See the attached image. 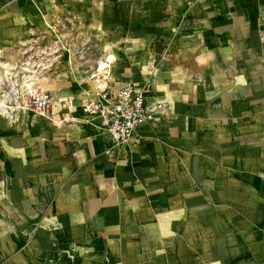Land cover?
I'll use <instances>...</instances> for the list:
<instances>
[{"label":"crops","instance_id":"obj_1","mask_svg":"<svg viewBox=\"0 0 264 264\" xmlns=\"http://www.w3.org/2000/svg\"><path fill=\"white\" fill-rule=\"evenodd\" d=\"M144 4L156 75L109 69L162 106L133 143L83 112L91 79L49 117L0 114V264H264V0Z\"/></svg>","mask_w":264,"mask_h":264},{"label":"rangeland","instance_id":"obj_2","mask_svg":"<svg viewBox=\"0 0 264 264\" xmlns=\"http://www.w3.org/2000/svg\"><path fill=\"white\" fill-rule=\"evenodd\" d=\"M1 7L12 13L0 20V98L35 71L47 79L38 85L43 90L80 99L76 94L89 92L88 80L109 44L117 56L114 72L124 77L130 66L140 72L153 58L146 51L156 47L153 37L138 33L146 22L144 0H4Z\"/></svg>","mask_w":264,"mask_h":264},{"label":"built area","instance_id":"obj_3","mask_svg":"<svg viewBox=\"0 0 264 264\" xmlns=\"http://www.w3.org/2000/svg\"><path fill=\"white\" fill-rule=\"evenodd\" d=\"M109 69L110 66L106 65V68L101 70L99 65L91 74L90 79L95 82L97 89V99L84 100L81 108L89 120L99 121L100 126L109 133L116 147H123L133 143L134 134L139 127L161 120L159 112L162 106L149 108L145 97L146 85L151 81V77L156 75L157 67L153 61L147 63L149 77L145 79V87L131 84L115 90L110 88ZM28 90L25 99L22 94L14 93L12 89L7 95H2L0 100L4 102V105L0 107V114L12 118L18 110L28 109L42 117H49L54 105L51 93L39 86ZM17 102L23 103L24 107H17ZM66 103L70 107L72 102ZM66 103L64 106L67 105ZM111 153L108 151V154Z\"/></svg>","mask_w":264,"mask_h":264},{"label":"bare ground","instance_id":"obj_4","mask_svg":"<svg viewBox=\"0 0 264 264\" xmlns=\"http://www.w3.org/2000/svg\"><path fill=\"white\" fill-rule=\"evenodd\" d=\"M106 48V50H105V53H106V55L104 56V58H102L101 59V61H100V69L101 70H104L105 68H106V65H109L110 66V64H112V63H114L115 61H117V56L116 55H114V54H112V52L108 49L109 47H105ZM106 61L108 62V63H106ZM2 65H4V67H5V69L6 70H9V69H7L8 68V65H6L5 63H1ZM30 74L29 75H25V77H24V81H23V83L21 84V89H18L17 88V84L16 83H11L12 85H11V89H12V91L14 92V93H17V92H19L18 94H22V97H23V99H25V96H24V93H25V91L26 90H28V89H31V88H33V87H35V86H37V85H39L40 83H42V82H45L47 79L45 78V77H43V76H38L37 75V73L35 72V71H30L29 72ZM42 86V85H41ZM78 87H80V84H79V86ZM72 92V90H69V93H71ZM78 97H82V96H84L85 95V93H81V92H79L78 94H76ZM64 98L61 96V94L60 93H56V96H54V110L55 111H58V109H59V103L63 100ZM4 105V102L3 101H1L0 100V107L1 106H3ZM17 107H19V108H22V107H24L22 104L20 105V103L19 102H17ZM25 111H28V109L27 110H25ZM57 113V112H56ZM56 118H58V116L56 115ZM75 119V118H74ZM61 122V121H60Z\"/></svg>","mask_w":264,"mask_h":264}]
</instances>
